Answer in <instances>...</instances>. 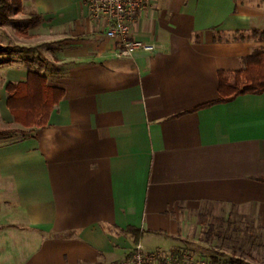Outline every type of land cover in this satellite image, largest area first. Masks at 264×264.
<instances>
[{"label": "crops", "instance_id": "0c3cea01", "mask_svg": "<svg viewBox=\"0 0 264 264\" xmlns=\"http://www.w3.org/2000/svg\"><path fill=\"white\" fill-rule=\"evenodd\" d=\"M21 7L41 22L3 54L36 47L41 60L2 68L0 129L14 132L0 135V264H115L136 236L146 254L173 251L199 239L202 210L264 229V93L199 108L217 100L219 73L232 84L264 48L248 39L264 0H156L131 27L155 50L129 58L83 0ZM28 73L62 93L41 129L6 107Z\"/></svg>", "mask_w": 264, "mask_h": 264}, {"label": "trees", "instance_id": "16d2710c", "mask_svg": "<svg viewBox=\"0 0 264 264\" xmlns=\"http://www.w3.org/2000/svg\"><path fill=\"white\" fill-rule=\"evenodd\" d=\"M21 6L22 0H0V25L9 21V15L21 11ZM28 21L30 29H35L41 22V18L32 15ZM248 38L264 42V30L252 31ZM10 50V47L0 46L1 53H7ZM241 64L242 69L233 74L232 84L228 82L225 74L219 73L217 100L199 108L228 102L246 94L264 93V50H253L250 55L241 59ZM6 92L8 94L6 107L13 121L25 129L44 128L51 108L62 97L60 91L48 88L45 79L36 73H28L25 83L8 84ZM13 132L0 129V135ZM261 181L264 182V176ZM138 243L139 236H136L134 246Z\"/></svg>", "mask_w": 264, "mask_h": 264}, {"label": "rangeland", "instance_id": "374dc122", "mask_svg": "<svg viewBox=\"0 0 264 264\" xmlns=\"http://www.w3.org/2000/svg\"><path fill=\"white\" fill-rule=\"evenodd\" d=\"M23 20L22 16L13 13L9 15L8 22L0 25V46L11 47V50L17 46L16 39L13 37L16 31L23 30L24 27L30 29L28 24L30 18L24 22ZM260 49L264 50V48ZM34 50L21 53L15 51L9 57L0 52V88L4 74L2 68L6 66L7 58L10 62L19 59L22 63H26L32 57L35 60H41L36 53V47ZM42 57H45L43 53ZM0 126L3 129L8 128L3 121H0ZM199 215L202 228L198 240L193 242L192 238H188L184 244L174 247L173 251L158 250L153 253L159 257L184 253L192 261L204 260L210 264H264V229L258 228L254 220L242 222L234 212L231 213L227 222L222 215L215 218L205 210H202ZM192 234L190 229L189 235L192 236Z\"/></svg>", "mask_w": 264, "mask_h": 264}, {"label": "built area", "instance_id": "2783aa9c", "mask_svg": "<svg viewBox=\"0 0 264 264\" xmlns=\"http://www.w3.org/2000/svg\"><path fill=\"white\" fill-rule=\"evenodd\" d=\"M156 0H83L89 19L102 28L106 39L113 41L119 48L116 55L129 58L135 52L152 53L153 44L133 40L131 27L140 14L150 9ZM115 264H210L204 260L192 261L184 253L168 254L159 257L154 253L146 254L140 245Z\"/></svg>", "mask_w": 264, "mask_h": 264}]
</instances>
